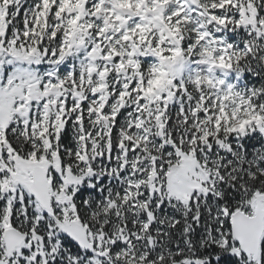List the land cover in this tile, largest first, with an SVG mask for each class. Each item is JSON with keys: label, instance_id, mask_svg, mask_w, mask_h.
Returning <instances> with one entry per match:
<instances>
[{"label": "snow or ice", "instance_id": "obj_1", "mask_svg": "<svg viewBox=\"0 0 264 264\" xmlns=\"http://www.w3.org/2000/svg\"><path fill=\"white\" fill-rule=\"evenodd\" d=\"M0 264H264V0H0Z\"/></svg>", "mask_w": 264, "mask_h": 264}]
</instances>
